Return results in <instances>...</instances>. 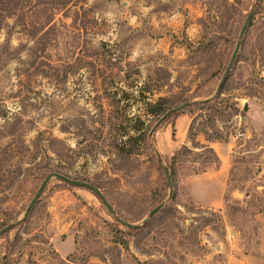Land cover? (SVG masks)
<instances>
[{
  "label": "rangeland",
  "instance_id": "374dc122",
  "mask_svg": "<svg viewBox=\"0 0 264 264\" xmlns=\"http://www.w3.org/2000/svg\"><path fill=\"white\" fill-rule=\"evenodd\" d=\"M47 1H28L30 21H40ZM228 1L238 2L237 7L228 6L225 18L214 26L213 16L224 11H218L223 0H69L65 12L57 13L48 41L51 64L57 66L48 76L28 72L33 70L30 48L36 39L15 26L14 18L4 22L0 167L4 165L5 174L0 178L4 181L0 230L12 223L14 227L0 236V264H30V257L39 264H264V52L258 51L257 63L253 54L264 42L260 24L232 80L219 93L224 67L248 12L259 7L264 13V0ZM205 18L207 31H221L217 52L191 56L187 38H202ZM149 77L160 80L154 99L167 98L165 109L190 102L151 135L157 150V141L168 127L172 138L184 134L190 148L176 151L180 153L175 161L174 199L164 171L150 158V148L144 147L138 163L120 160L115 148L119 128L112 131L100 125L101 120L93 121L98 119L97 105L105 90L122 86L136 90ZM135 101L131 98V103ZM122 106L113 107L115 118L127 113ZM142 109L134 104L128 113L142 114ZM182 113L183 127L177 122ZM162 116L150 118L151 130ZM239 132L243 135L237 138ZM212 143L229 156L225 177L219 178L224 195L218 186L209 188L216 191L210 194H221L222 203L202 206L192 185L204 172L222 167ZM160 155L163 164L172 163V156ZM113 160L117 161L114 171ZM117 165L123 170L117 172ZM42 172H59L94 185L105 182L107 187L101 190L116 210L114 217L135 224L141 225L154 208L162 206L142 234L126 235V249L114 243L117 221L98 196L57 177L50 179L25 218L45 179L37 177ZM110 176L119 181L107 183ZM23 219L27 221L22 223ZM119 229L126 231L122 225ZM18 233L19 244L10 248ZM9 250L11 257L6 259Z\"/></svg>",
  "mask_w": 264,
  "mask_h": 264
},
{
  "label": "trees",
  "instance_id": "16d2710c",
  "mask_svg": "<svg viewBox=\"0 0 264 264\" xmlns=\"http://www.w3.org/2000/svg\"><path fill=\"white\" fill-rule=\"evenodd\" d=\"M29 0H0V29L4 26V22H6L10 18L15 19V26H20L24 30H26L27 34L30 37H33L36 39V45L30 50L33 53L34 59L32 60V68L28 70V72L35 75H41V76H48V71L55 70V66L51 64L52 55L50 53V46L48 45V41L51 40L50 34L55 29V18L57 13L62 12L67 7V4L69 0H49L46 2L48 6L44 7L40 12L41 13V19L40 21L37 20H29L27 17V11L26 8L28 7ZM56 1V2H54ZM42 5L44 2L41 3ZM238 2L236 3H230L228 0H223L222 3L218 4V11L224 9V11L221 13L220 16L215 15L213 16L214 20V26H216V22L219 21L220 18H225V11L228 6L230 7H237ZM65 12V11H64ZM249 13V12H248ZM44 15V16H43ZM208 19L205 18L202 22L203 31L204 34L201 39L197 41H192L187 38V49L192 52L191 56H195L197 54H200V52L204 53H216V39L220 38L221 31L214 30L212 33L210 31H207L209 28V25L207 22ZM206 23V24H205ZM264 29V13L260 11V8H256L254 11V14L252 16V19L249 23V26L247 28L246 34L242 40L240 51L237 55V58L235 60V63L233 65L232 70L230 71L226 81L222 85L221 89L219 90V93L222 94L225 90L228 83L232 80L234 73H235V66L236 64L241 60V58L244 56L245 50L249 44V39L251 38V35L253 33V30L256 28L259 30V26ZM242 29V28H241ZM241 32V31H240ZM264 38V35H263ZM239 40V37H238ZM237 45V44H236ZM258 51L264 52V42L263 45H261L253 54L255 55L256 59L255 62L257 63V56ZM234 52V51H233ZM232 57V56H231ZM231 59V58H230ZM230 59L227 61L224 70L223 75L225 73V70L230 62ZM264 62V57H263ZM117 64V63H116ZM118 66V65H117ZM206 73H209L211 75L214 74V71L205 70ZM31 74V75H32ZM222 75V77H223ZM222 79V78H221ZM160 80L155 79L152 77H149L148 80H146L142 86L137 87L136 90L127 91L122 86L121 88H116V90L111 91L110 89H107L103 92V95H101V101L99 102V105H97L99 113H96V117L98 119H94L93 121L95 124L99 123L100 125L104 127H110L112 131L116 128L117 130V142L115 143L116 148V155L119 157L118 159L123 160L125 162H132L138 163L139 157L144 154L143 149L150 148L152 151V154L150 156L151 160L154 161L157 167L164 171L165 173V166L169 168L171 173V178L173 182V188L175 187V161L178 158V155L180 152H187L190 151V148H188L187 145H183L181 147L180 152H176L172 156V163L165 165L163 164L162 158L160 153L153 147L152 145V138L150 135L151 125H150V118L153 116H162L164 115L168 109H165L163 107V102L167 100L165 97H158L157 99H154L155 94L159 89L156 88V86L159 85ZM138 86V85H137ZM253 93V92H252ZM131 98H134L136 101L135 103H131ZM106 100V103L105 101ZM125 102V103H124ZM123 103L122 108L125 110V115L114 117V109L113 107L117 104L120 105ZM134 104H140L142 105V111L144 113H135L134 115L130 116L129 111L133 109ZM177 114V113H174ZM116 119V121L114 120ZM106 120H110L111 124L107 126L108 124L105 122ZM57 141V139H53ZM60 141V140H58ZM139 143V144H138ZM209 149L213 150L212 147H208ZM105 152V151H103ZM154 158V159H153ZM150 160V161H151ZM114 165L111 167V170L114 171V166L116 164V160H113ZM38 166V165H37ZM4 165L0 167V178H3V175L5 174ZM117 172L122 171L120 167L115 168ZM52 172V170H50ZM116 172V173H117ZM115 173V174H116ZM47 172H42L41 175H37V177H41L42 179L46 178L48 175ZM0 179V184H2L4 181ZM165 184L169 190L170 185L167 181L166 174H165ZM110 181H119L118 177L110 176L108 179L109 183ZM97 187L100 189H103L107 187L106 183L100 181V183L96 184ZM87 189V188H85ZM90 190V189H88ZM91 191V190H90ZM93 192V191H92ZM94 193V192H93ZM96 196H98L96 193H94ZM172 199L175 198V192L172 194ZM100 199V197L98 196ZM101 200V199H100ZM102 201V200H101ZM163 202V199L159 201V204ZM168 208V207H167ZM111 213V212H110ZM112 215V213H111ZM147 215H143V217H139V220L143 219ZM114 217V215H113ZM115 218V217H114ZM155 217H151L149 219H145L143 223L135 224L133 221L125 218L124 221L132 224V226H126L125 224L118 221V218H115L117 221L118 226L114 229L115 230V236H114V243L118 246L121 245L124 248H128V239L126 238V235L135 236L137 234H142L145 229H147L153 222ZM122 219V218H121ZM27 219H23L22 223H25ZM122 225L126 228V231H122L119 229V226ZM21 234H16L15 238L9 242L10 248H15L20 242ZM8 246V247H9ZM12 250H9L7 254L4 256V258H10L11 257ZM10 261V260H7ZM30 264H39L36 260L32 259L30 257L29 260ZM124 264V263H121ZM140 264V262H138Z\"/></svg>",
  "mask_w": 264,
  "mask_h": 264
},
{
  "label": "water",
  "instance_id": "95a60500",
  "mask_svg": "<svg viewBox=\"0 0 264 264\" xmlns=\"http://www.w3.org/2000/svg\"><path fill=\"white\" fill-rule=\"evenodd\" d=\"M254 11H255L254 8H252V9L249 11V13H248V15H247V17H246V20H245V22H244V24H243V26H242V29H241V32H240V35H239V40L237 41V45H236L235 50H234V52H233V54H232V57H231V59H230V62H229L228 66H227V68H226V70H225V73H224V75H223V77H222V79H221V81H220V84H219V90L221 89L222 85H223L224 82L226 81V79H227V77H228L230 71H231L232 68H233V65H234V63H235V60H236L237 55H238V53H239V51H240V48H241L242 40H243V38H244V36H245V34H246L247 28H248L249 23H250V21H251V19H252V16H253V14H254ZM189 105H190V102L187 101V102H185V103H182L181 105H178L177 107H174V108L168 110V111H167V112H166V113H165V114L159 119V121L156 123V125L152 128V130H151V132H150V135H152V134L155 132V129H156V128H157V127H158V126H159V125H160V124H161L166 118H168L170 115H172V114H174V113H176V112H178V111H181V110L185 109V108L188 107ZM248 108H249L248 104H245V106H244V111H248ZM165 174H166V178H167V181H168V183H169V185H170V189H171V190H170V195L172 196V192H173V182H172V178H171L170 170H169V168L166 167V166H165ZM53 177H57L58 179H61V180H63V181H66L67 183H70V184H72V185H74V186H77V187H82V188L90 189L91 191H93L94 193H96V194L100 197V199H101L102 202L106 205V207L109 209V211L112 213V215H115V216L117 215L116 210H115L114 207L111 205V203L109 202L108 198L106 197V195L102 192V190H101L99 187H97L96 185H94V184H92V183H89V182H86V181H82V180L72 179V178H70V177H68V176H66V175H64V174H62V173L54 172V173L49 174V175L43 180V182H42V184H41V186H40L38 192L36 193L34 199L31 201L30 205L28 206V208H27V210H26L25 218L29 215L30 211L32 210V208L34 207V205L36 204V202H37L38 199L40 198L41 194L43 193V191H44L46 185L48 184V182L50 181V179H52ZM161 206H162V205H159V206H157L156 208H154V209L150 212V214H149V216L146 218V220L149 219V218H151L154 214H156V213L160 210ZM117 218H118V221H120L121 223L125 224L126 226H132V224H130V223L124 221L123 219H121V218H119V217H117ZM13 227H14V224L12 223V224H9V225L5 226L4 228H2V229L0 230V236L3 235V234L6 233V232L11 231V229H13Z\"/></svg>",
  "mask_w": 264,
  "mask_h": 264
},
{
  "label": "crops",
  "instance_id": "0c3cea01",
  "mask_svg": "<svg viewBox=\"0 0 264 264\" xmlns=\"http://www.w3.org/2000/svg\"><path fill=\"white\" fill-rule=\"evenodd\" d=\"M186 117L185 115L180 114L178 115L177 122H179L182 127L185 125ZM175 128V126H174ZM173 133L171 134L168 127L164 130L163 134L161 135L160 139L157 141V150L160 154L165 157H171L175 154L177 150H179L183 145L187 144L184 134L181 137L175 135L173 138ZM211 146L218 152L222 160V167L216 170L214 173L204 172L200 175L198 182L192 185V192L195 194L194 191H199L198 194L195 195L197 203L202 206H214V205H221L223 197L210 194V192L216 193V191H211L209 188L212 187H219L220 192H222V196L224 195V183L220 177H225L226 172V158H228V153L223 149H217L218 145L211 144Z\"/></svg>",
  "mask_w": 264,
  "mask_h": 264
},
{
  "label": "built area",
  "instance_id": "2783aa9c",
  "mask_svg": "<svg viewBox=\"0 0 264 264\" xmlns=\"http://www.w3.org/2000/svg\"><path fill=\"white\" fill-rule=\"evenodd\" d=\"M243 134L241 133V132H239L238 134H237V138H239V137H241Z\"/></svg>",
  "mask_w": 264,
  "mask_h": 264
}]
</instances>
